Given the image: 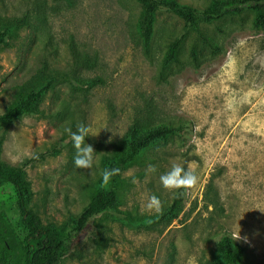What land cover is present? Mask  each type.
Returning a JSON list of instances; mask_svg holds the SVG:
<instances>
[{"label": "rangeland", "instance_id": "obj_1", "mask_svg": "<svg viewBox=\"0 0 264 264\" xmlns=\"http://www.w3.org/2000/svg\"><path fill=\"white\" fill-rule=\"evenodd\" d=\"M35 1L0 0V34L12 29L0 41V114L44 61L70 79L48 92L39 112L3 128L0 161L23 166L44 223L62 225L83 209L99 187L102 157L135 121L183 126L124 172L119 205L91 219L60 264H215L226 233L246 245L240 264H264V31L254 26V13L203 24L219 49L189 35L181 64L162 71L169 43L185 33L176 14L157 13L146 52L137 0H42L46 21L35 17ZM179 1L198 8L211 2ZM73 45L95 65L73 72ZM193 47L201 51L197 64ZM80 123L89 127L85 143L95 150L88 170L74 167L66 131ZM173 164L198 177L179 217L163 230L123 223L126 212L155 214L146 209L152 195L163 208L182 196L160 183ZM149 165L156 171H147ZM16 202L14 187L2 185L1 225L17 228Z\"/></svg>", "mask_w": 264, "mask_h": 264}, {"label": "trees", "instance_id": "obj_2", "mask_svg": "<svg viewBox=\"0 0 264 264\" xmlns=\"http://www.w3.org/2000/svg\"><path fill=\"white\" fill-rule=\"evenodd\" d=\"M141 5L139 17V34L144 49L150 51L154 35L156 15L161 10L176 14L185 23V33L172 40L162 60V71L172 64H181V51L189 35H193L203 46L218 50L217 43L203 30V24H211L227 17L240 15L245 11L254 13V26L264 31V0H211L209 5L198 8L179 0H137ZM35 17L46 21L44 3L37 0ZM28 17L19 19L20 24H26ZM12 33L11 27L0 34L4 41ZM194 63L200 61V50L193 47L190 51ZM74 68H91L95 60L86 53L80 52L76 46L71 47ZM67 73H60L44 61L42 67L18 91L5 111L0 114V149L3 141V128L12 125L20 118L39 112V107L46 95L61 80H69ZM78 80V78H77ZM98 79H87L92 86ZM183 126L162 123L145 126L135 121L126 132L123 139L109 154L102 157V172L106 168H119V175L112 177L107 185L102 184L92 194L89 202L70 220L62 225L44 223L33 207L34 191L27 179L23 166H11L0 161V187L11 184L17 195V211L19 221L17 228L9 223L0 224V264H60L86 228L88 223L99 214H104L116 208L121 200L120 191L125 185L124 172L143 157L153 145L167 140L177 134ZM183 192V190H181ZM183 196L174 197L172 202L163 208L162 214L134 215L126 212L120 220L135 229L154 230L167 228L177 219L184 209ZM246 252V245L226 233L218 242L217 252L213 255L215 264H240Z\"/></svg>", "mask_w": 264, "mask_h": 264}, {"label": "clouds", "instance_id": "obj_3", "mask_svg": "<svg viewBox=\"0 0 264 264\" xmlns=\"http://www.w3.org/2000/svg\"><path fill=\"white\" fill-rule=\"evenodd\" d=\"M71 137L73 147L75 149V155L73 158L74 167L76 169L88 170L93 167V153L95 152L92 145L85 143L86 137L89 136L90 129L85 124L80 123L76 126V130L72 131L71 128L66 129ZM147 171L155 172V166L149 165ZM119 168H106L101 173L102 184L107 185L112 177L119 175ZM160 183L165 190L179 191L181 195H187L189 190L194 189L198 183V177L191 168H184L179 164H173L171 169L162 174L160 177ZM146 209L150 213L162 214L163 206L160 199L152 195L149 197L146 204ZM240 237H238L239 239Z\"/></svg>", "mask_w": 264, "mask_h": 264}]
</instances>
